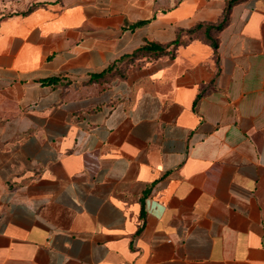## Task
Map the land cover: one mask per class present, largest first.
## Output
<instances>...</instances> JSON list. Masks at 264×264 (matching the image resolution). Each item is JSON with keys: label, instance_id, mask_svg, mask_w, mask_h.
Here are the masks:
<instances>
[{"label": "crops", "instance_id": "obj_1", "mask_svg": "<svg viewBox=\"0 0 264 264\" xmlns=\"http://www.w3.org/2000/svg\"><path fill=\"white\" fill-rule=\"evenodd\" d=\"M225 2L0 0V264H264V0Z\"/></svg>", "mask_w": 264, "mask_h": 264}, {"label": "trees", "instance_id": "obj_2", "mask_svg": "<svg viewBox=\"0 0 264 264\" xmlns=\"http://www.w3.org/2000/svg\"><path fill=\"white\" fill-rule=\"evenodd\" d=\"M237 1H240V0H226L225 6L223 8L222 15L220 16L219 20L216 23H213V24L212 23H207L205 25V28H206L205 32H206L207 35H208V31L209 30H213V31L214 30H219V29H221L223 26H225L228 23L231 7ZM39 3H42V2L41 1L40 2H37V1L33 2L28 7V9L33 8L34 6L38 5ZM202 26H203V23H199V24H197V26H195V28H191L189 31H193L194 29L202 27ZM209 39H210L212 45L214 47H216L217 46V38L216 37H211ZM177 43H178L177 40H174L171 43H159V42H156V41H145L140 46H138L134 51H132L130 53H127V54H124L123 57H127L128 56L130 61L134 62V61L138 60V58H139V56L141 54H145V53H149L152 58L153 57H157V56H159L161 54L173 55L174 52H175L174 46H176ZM171 44L173 46L170 48L169 46ZM56 77L57 76H51L46 81H48V82L55 81ZM99 77H100V74L94 76V79L95 78H99Z\"/></svg>", "mask_w": 264, "mask_h": 264}]
</instances>
